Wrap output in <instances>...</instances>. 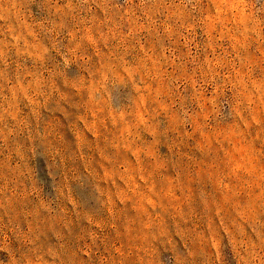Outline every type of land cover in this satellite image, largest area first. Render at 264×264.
<instances>
[{"label": "rangeland", "instance_id": "374dc122", "mask_svg": "<svg viewBox=\"0 0 264 264\" xmlns=\"http://www.w3.org/2000/svg\"><path fill=\"white\" fill-rule=\"evenodd\" d=\"M0 264H264V0H0Z\"/></svg>", "mask_w": 264, "mask_h": 264}]
</instances>
